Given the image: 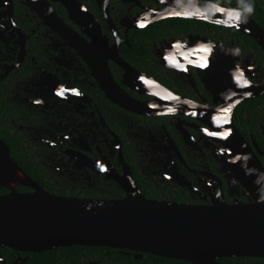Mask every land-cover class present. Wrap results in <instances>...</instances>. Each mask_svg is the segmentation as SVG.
<instances>
[{"label": "flooded vegetation", "instance_id": "1", "mask_svg": "<svg viewBox=\"0 0 264 264\" xmlns=\"http://www.w3.org/2000/svg\"><path fill=\"white\" fill-rule=\"evenodd\" d=\"M221 6L247 11L264 29L248 10ZM162 7L0 0V133L13 148L23 145L47 187L35 181L50 193L123 198L133 179L149 199L210 204L222 192L228 203L237 194L248 200L228 165L244 150L264 168V49L228 26L186 18L195 28L177 29L170 19L178 16L152 20ZM157 101H169V111H152ZM88 247L49 264H194ZM30 253L0 247V264H29Z\"/></svg>", "mask_w": 264, "mask_h": 264}, {"label": "water", "instance_id": "2", "mask_svg": "<svg viewBox=\"0 0 264 264\" xmlns=\"http://www.w3.org/2000/svg\"><path fill=\"white\" fill-rule=\"evenodd\" d=\"M156 1L163 7L154 21L178 16L228 26L250 35L264 49V29L245 10L211 0ZM170 102L192 107L188 101ZM170 102H152L150 108L166 112ZM138 107L143 111L144 105ZM239 154L228 165L229 178L242 187L247 201L237 194L228 203L222 192L210 204L149 199L133 179H128L123 198H83L44 189L11 157L0 137V187L7 189L0 195V247L41 253L66 246H106L194 264H219L220 257L264 259V168L244 150ZM17 186L30 190L19 191Z\"/></svg>", "mask_w": 264, "mask_h": 264}, {"label": "trees", "instance_id": "3", "mask_svg": "<svg viewBox=\"0 0 264 264\" xmlns=\"http://www.w3.org/2000/svg\"><path fill=\"white\" fill-rule=\"evenodd\" d=\"M218 4L221 5H229V6H237L240 8H244L248 10L250 13L253 14L254 18L259 21L263 26L264 22L262 21L264 19V6L260 2L255 3V8H253V5L250 4V0H212ZM261 6V8H260ZM171 20V21H170ZM169 21L174 24L175 28L177 29H194L195 24L193 20L186 19V18H173ZM166 23V22H165ZM167 26V24H165ZM169 25V24H168ZM159 28H163V25H161V22L158 23ZM1 136L6 140L8 145L10 146V154L11 157L20 165V167L34 180L39 181L43 186H46L39 178V172L37 171L35 167V163L33 162L32 158H28L25 148L22 144H19L18 148L12 147V141L7 135ZM47 187V186H46ZM17 190L19 191H27L29 190L25 186H18ZM7 189L0 187V195L3 193H6ZM52 192V191H51ZM88 246H66L63 248L53 249L44 251L41 253H30V258L28 263L29 264H49L51 262L57 261L59 258L63 256H72L77 253H80L81 251H84L88 249ZM98 247H93V249ZM104 248V247H102ZM112 250V249H111ZM250 258H240V257H221L218 259L220 264H246V261H249Z\"/></svg>", "mask_w": 264, "mask_h": 264}]
</instances>
